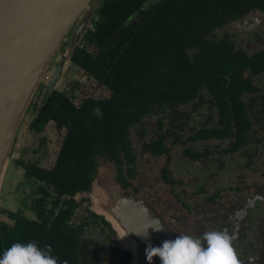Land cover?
<instances>
[{
  "label": "flooded vegetation",
  "instance_id": "obj_1",
  "mask_svg": "<svg viewBox=\"0 0 264 264\" xmlns=\"http://www.w3.org/2000/svg\"><path fill=\"white\" fill-rule=\"evenodd\" d=\"M95 12L91 7L82 14L59 50L68 61L59 81L63 83L55 90L65 92L77 107L90 98L106 100L112 93L72 61L74 47L94 49L85 35L93 28ZM211 15L215 24L207 27L202 42L185 47L190 65L180 76L186 80L183 90L178 86L173 91L144 92L135 107L129 108L134 113L123 138L98 150L87 188L45 196V207L72 211L69 223L79 230L74 264L133 262V254L120 241L116 228L97 210L100 203L101 207L111 204L119 192L149 206L155 217L151 216L161 221L173 239L180 234L198 237L206 231L226 230L233 237L241 264H264V4L240 14L219 10ZM86 16V24L72 44ZM47 80L36 93L42 94L41 99L34 98L30 104V122L37 114L35 105L43 100ZM85 84H99V94H103L79 92ZM47 125L60 146L49 167L44 166L45 160L32 163L51 169L66 128L53 120L44 130ZM44 130L34 133L45 135ZM20 156L21 152L22 160ZM17 167L21 179L14 189L21 187L24 200L20 204L32 213L29 217L38 220L36 199L41 197L38 189L42 183L27 179L24 169ZM46 189L52 191V187ZM5 217L6 222L12 221ZM41 244L44 248L49 242Z\"/></svg>",
  "mask_w": 264,
  "mask_h": 264
},
{
  "label": "trees",
  "instance_id": "obj_2",
  "mask_svg": "<svg viewBox=\"0 0 264 264\" xmlns=\"http://www.w3.org/2000/svg\"><path fill=\"white\" fill-rule=\"evenodd\" d=\"M258 3L264 4V0H100L92 6L96 11L93 28L85 38L94 49L74 47L72 61L106 85L111 96L106 100L86 99L77 107L65 92L54 90L43 103L35 105L37 114L30 122L33 132L41 133L53 120L66 128V135L51 169L21 158L11 159L10 164L22 167L27 179L42 183L38 189L41 197L36 199L38 220L23 210L0 208V214L12 220L0 218V256L15 242L34 241L38 246L49 242L54 256L74 264L79 230L69 223L72 211L45 207V196L87 188L97 152L123 138L134 113L129 108L135 107L144 92L173 91L178 86L183 90L186 80L180 76L190 65L185 47L202 42L207 27L215 24L211 13L222 10L229 15L240 14ZM42 87L41 83L39 89ZM97 106L102 117L92 111ZM13 154L14 149L12 158Z\"/></svg>",
  "mask_w": 264,
  "mask_h": 264
},
{
  "label": "water",
  "instance_id": "obj_3",
  "mask_svg": "<svg viewBox=\"0 0 264 264\" xmlns=\"http://www.w3.org/2000/svg\"><path fill=\"white\" fill-rule=\"evenodd\" d=\"M92 1L0 0V195L14 143L30 104L48 71L50 76L41 103L56 89L68 61L59 48L82 14L96 6ZM88 17L83 18L72 44L78 40ZM100 204L97 210L119 235L128 232L123 239L134 257L131 264H148L145 248L149 243L160 246L164 240L173 239L161 221L153 218L150 207L136 198H126L119 192L111 204L102 203L107 208ZM155 220L160 221L162 231L148 229V239L134 233L142 232ZM152 264H161L159 257H153Z\"/></svg>",
  "mask_w": 264,
  "mask_h": 264
},
{
  "label": "clouds",
  "instance_id": "obj_4",
  "mask_svg": "<svg viewBox=\"0 0 264 264\" xmlns=\"http://www.w3.org/2000/svg\"><path fill=\"white\" fill-rule=\"evenodd\" d=\"M93 113L102 117L100 108L94 107ZM148 229L162 231L159 220L150 222L142 232H134L143 239H148ZM125 232L119 238L126 236ZM51 245L44 248L34 241L15 242L0 256V264H68L54 256ZM153 257H159L161 264H241L233 246V237L225 230H210L202 236L193 237L180 234L172 240H164L160 246L150 243L145 248V258L152 264Z\"/></svg>",
  "mask_w": 264,
  "mask_h": 264
},
{
  "label": "rangeland",
  "instance_id": "obj_5",
  "mask_svg": "<svg viewBox=\"0 0 264 264\" xmlns=\"http://www.w3.org/2000/svg\"><path fill=\"white\" fill-rule=\"evenodd\" d=\"M98 1L100 0H95V1L93 0L92 2H95L94 3L95 5L97 4ZM67 74L69 75V73ZM46 75L49 76V72H47ZM75 75L79 76L77 79L83 82V79H81L82 77H80L79 73H75ZM60 83L61 82H59V84ZM59 88H61V86H59ZM78 88L76 89V91H79ZM82 89L85 92L95 94V96H97L100 93L99 84L98 86L97 84L95 85L85 84L84 86L80 87L79 92H81ZM77 95L79 96L78 92ZM41 97L42 94L39 93V95L36 94L34 98H36V101H38L41 99ZM31 118H32L31 115H29L28 113L21 125L20 131L18 132V137L16 138V141L14 143V154H13L14 158L12 159L16 160L17 157L19 158L21 152L23 156L20 157H22L25 161L30 160V162H36V160H38L37 162H42L45 160L46 163L44 166L49 167L50 163L54 160L58 146H60V141L55 140L56 138L54 134L55 132L53 131V128L48 125L46 126V128L48 127L47 130L46 129L44 130L45 135H38V134L36 135L28 126ZM12 164L9 165V169L7 170L6 176L4 178V183L0 195V208L3 207L4 209H8L13 212L14 211L18 212L19 210H23V209L26 210V208L24 205L22 207L19 200L15 197V196H21L24 200L23 197L24 193L21 187L17 191H15L14 187H11L12 184L16 182V180L18 181L19 179H21L19 177L21 173V169ZM31 214L32 213L28 210V214L26 215L31 216ZM0 218L6 220L5 215L0 214ZM119 239L124 244V239L123 238H119Z\"/></svg>",
  "mask_w": 264,
  "mask_h": 264
},
{
  "label": "crops",
  "instance_id": "obj_6",
  "mask_svg": "<svg viewBox=\"0 0 264 264\" xmlns=\"http://www.w3.org/2000/svg\"><path fill=\"white\" fill-rule=\"evenodd\" d=\"M16 180V179H15ZM18 184V181L16 180V182H14V184H12V186L11 187H14V186H16ZM18 186H19V184H18ZM18 200H19V202H21L22 200H21V196H15Z\"/></svg>",
  "mask_w": 264,
  "mask_h": 264
},
{
  "label": "built area",
  "instance_id": "obj_7",
  "mask_svg": "<svg viewBox=\"0 0 264 264\" xmlns=\"http://www.w3.org/2000/svg\"><path fill=\"white\" fill-rule=\"evenodd\" d=\"M47 79H48V76L45 74L43 77V80H47Z\"/></svg>",
  "mask_w": 264,
  "mask_h": 264
}]
</instances>
